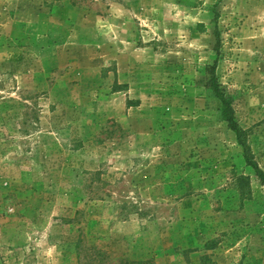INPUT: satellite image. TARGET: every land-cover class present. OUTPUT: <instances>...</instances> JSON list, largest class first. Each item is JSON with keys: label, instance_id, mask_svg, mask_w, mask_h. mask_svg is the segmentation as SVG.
<instances>
[{"label": "rangeland", "instance_id": "374dc122", "mask_svg": "<svg viewBox=\"0 0 264 264\" xmlns=\"http://www.w3.org/2000/svg\"><path fill=\"white\" fill-rule=\"evenodd\" d=\"M264 0H0V264H264Z\"/></svg>", "mask_w": 264, "mask_h": 264}, {"label": "trees", "instance_id": "16d2710c", "mask_svg": "<svg viewBox=\"0 0 264 264\" xmlns=\"http://www.w3.org/2000/svg\"><path fill=\"white\" fill-rule=\"evenodd\" d=\"M206 88L220 101V113L222 120H224L230 130L234 132L238 144L244 148V158L246 164L254 170L256 176L260 179L261 183L264 184V171H262L247 154V148L245 145V132L237 125L233 115V110L230 105L229 97L216 78L215 63L206 67Z\"/></svg>", "mask_w": 264, "mask_h": 264}]
</instances>
